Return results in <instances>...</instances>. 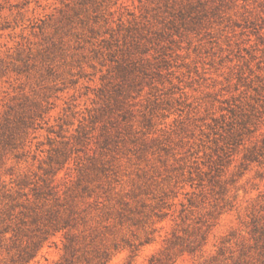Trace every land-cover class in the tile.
<instances>
[{
    "label": "clouds",
    "instance_id": "obj_1",
    "mask_svg": "<svg viewBox=\"0 0 264 264\" xmlns=\"http://www.w3.org/2000/svg\"><path fill=\"white\" fill-rule=\"evenodd\" d=\"M0 264H264V0H0Z\"/></svg>",
    "mask_w": 264,
    "mask_h": 264
},
{
    "label": "rangeland",
    "instance_id": "obj_2",
    "mask_svg": "<svg viewBox=\"0 0 264 264\" xmlns=\"http://www.w3.org/2000/svg\"><path fill=\"white\" fill-rule=\"evenodd\" d=\"M5 131H8V129H7V125H5V126L3 127V129H0V136H3V134H4Z\"/></svg>",
    "mask_w": 264,
    "mask_h": 264
}]
</instances>
